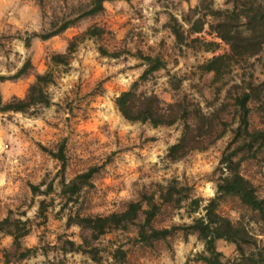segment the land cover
<instances>
[{"label":"rangeland","instance_id":"374dc122","mask_svg":"<svg viewBox=\"0 0 264 264\" xmlns=\"http://www.w3.org/2000/svg\"><path fill=\"white\" fill-rule=\"evenodd\" d=\"M76 1L0 0V107L13 96L25 97L30 85L49 68L55 75V81L48 85L49 105L27 112L0 109V220L10 218L5 228L16 218L28 219L26 226H30L21 238L20 249L15 248L12 235L0 230V264H109V252L118 245L126 249L129 264H202L193 259L203 249L196 234L183 236L176 231L168 243L157 241L154 249L141 248L131 242L137 235L136 224L92 241L102 257L94 261L74 251L69 243H79L88 230L77 225L67 227L66 220L73 212L105 214L120 210L127 201L155 190L156 183L165 185L172 179L192 186L193 195L202 197L203 202L214 195L219 160L231 138L230 130L207 149L171 162L166 151L180 136L181 125L130 121L117 109L115 98L145 68L137 57L140 50L158 54L165 61L164 68L142 83V89L155 91L165 101L185 93L203 110L211 111L221 102L216 99L220 81L214 80L213 73L200 74L196 66L222 53L225 45L221 43L214 53L204 51L198 43L193 44L195 48L186 47L178 44L165 26L170 13L181 21L197 0L106 1L101 12L83 16L57 35L42 39L40 34L50 28L55 14ZM214 1L219 7L225 6L224 0ZM94 24L103 29L101 35L83 37ZM196 36L214 40L206 32L190 38ZM71 40L74 50L68 67L50 64V54L64 52ZM253 73L256 81L264 80V57L255 63ZM229 84L222 87L219 98ZM250 105V126H264L258 104ZM60 149L64 161L53 154ZM263 156L262 152L258 159H245L239 167L262 196ZM90 167L95 171L88 183L75 195V201L63 207L60 182ZM31 184L38 186L35 192ZM232 205L225 201L221 210L234 218L237 212ZM40 207L44 208L41 214ZM199 211L188 214L186 205H165L153 224L162 227L170 222H190ZM143 217L140 213L137 220ZM216 246L225 258L236 253L235 244L227 238L217 239ZM27 247L31 250L21 257Z\"/></svg>","mask_w":264,"mask_h":264},{"label":"trees","instance_id":"16d2710c","mask_svg":"<svg viewBox=\"0 0 264 264\" xmlns=\"http://www.w3.org/2000/svg\"><path fill=\"white\" fill-rule=\"evenodd\" d=\"M106 1L112 0H77L61 14H55L50 28L40 37L46 39L57 35L79 18L101 12ZM224 5L219 7L214 0H197L182 15L181 21L170 13L165 23L175 41L186 47L195 48L197 46L193 44L198 43L204 51L214 53L221 43L225 45L222 53L213 54L196 66L200 74L213 73L214 80L220 81L216 88V99L221 100L218 106L205 111L199 102L185 93L165 101L155 91L142 89L141 85L149 75L165 67V61L158 54H143L140 50L137 57L145 63V68L138 79L115 98L117 109L130 121L149 122L153 126L181 125L180 136L166 151V158L171 162L181 160L192 151L207 149L230 130L231 138L219 160L214 195L203 202L202 197L193 195L192 186L172 179L165 185L156 183L155 190L141 193L138 198L127 201L120 210L105 214L73 212L68 215L66 226L77 225L88 230V235H82L79 243L69 242L74 251L100 261V248L92 241L108 232L125 230L129 225L136 224L137 235L131 242L141 248L154 249L157 241L167 242L176 231H181L183 236L196 234L203 243L202 251L193 258L202 264H264V242L261 237L264 236V196L239 168L241 161L258 159L259 153H264V126L251 127L249 121L252 102L258 104L264 117V80L256 81L253 73L255 63L264 57V0H224ZM102 32L103 29L94 24L88 26L82 35L99 36ZM200 32H206L214 40L206 41L198 36L190 38L192 34ZM73 50L74 41L71 40L64 52L50 54V64L68 67ZM111 55H117V52H111ZM54 81L53 69L49 68L30 85L25 97L13 96L0 109L27 112L31 108L49 105L51 95L48 85ZM228 83L224 96L219 98L222 87ZM226 108L230 110L226 111ZM261 123L264 124V118ZM53 154L64 161L62 149ZM94 171L95 168L90 167L69 181L60 182V193L65 198L63 207L69 201L76 200L75 195L81 192ZM31 188L35 192L38 186L31 184ZM49 189H52V184ZM225 201L232 202L231 208L237 212L236 217L221 210V204ZM165 205H186L188 214L200 210V215L192 217L190 222H170L166 226L156 227L153 222L158 220ZM43 209L40 207V214ZM140 213L144 216L142 221L137 220ZM27 221L16 218L9 228H5L10 218L0 220V230L12 235L16 249L21 248V238L30 231V226H26ZM222 237L235 244L236 253L232 257L225 258L218 250L216 241ZM30 250L29 247L25 248L20 256H26ZM109 253V264H129L126 249L121 245ZM184 264L189 262L185 261Z\"/></svg>","mask_w":264,"mask_h":264}]
</instances>
